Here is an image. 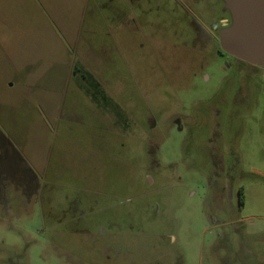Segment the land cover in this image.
Returning a JSON list of instances; mask_svg holds the SVG:
<instances>
[{"label":"rangeland","instance_id":"1","mask_svg":"<svg viewBox=\"0 0 264 264\" xmlns=\"http://www.w3.org/2000/svg\"><path fill=\"white\" fill-rule=\"evenodd\" d=\"M42 2L0 0V264H264V69L219 54L224 1Z\"/></svg>","mask_w":264,"mask_h":264},{"label":"water","instance_id":"2","mask_svg":"<svg viewBox=\"0 0 264 264\" xmlns=\"http://www.w3.org/2000/svg\"><path fill=\"white\" fill-rule=\"evenodd\" d=\"M232 24L220 35L227 54L264 69V0H222Z\"/></svg>","mask_w":264,"mask_h":264},{"label":"crops","instance_id":"3","mask_svg":"<svg viewBox=\"0 0 264 264\" xmlns=\"http://www.w3.org/2000/svg\"><path fill=\"white\" fill-rule=\"evenodd\" d=\"M43 0H30V2L31 3H34V4H36V5H43V3L44 2H42ZM43 16H44V13H43ZM44 18H42V20H43ZM44 22V21H43ZM44 26V25H43ZM45 31V30H44ZM44 31L42 32L43 34H44ZM36 47H37V45H33V46H31V45H29L28 46V49H27V53H29L30 54V56L32 55V60H33V58H34V56L35 55H33L35 52H36ZM61 50V48L59 47L58 48V51H60ZM60 55V54H59ZM29 56V57H30ZM61 56V55H60ZM65 60H66V62L67 63H69L68 65H67V68H68V73L70 74V76H71V74L72 75H75V76H78V74L80 73V69H79V67H78V65L77 64H74L73 65V61L71 60L70 61V58L69 57H67V55H66V57H65ZM27 60H21L19 63H18V65L17 66H19L20 68H18V69H24L25 67H26V65H25V63H27L26 62ZM70 63H71V65H70ZM69 65H70V67H69ZM71 66H73V70L71 71L70 70V68H71ZM17 72V71H16ZM68 74V75H69ZM19 75L22 77V75L19 73ZM29 77L30 78H36V77H39L37 74H33V75H29ZM13 79H15V76H13ZM14 82H8V83H10L9 85H7L8 87H14L16 84H25V82L23 83V82H20V81H17V80H13ZM26 84H28V82L26 83ZM10 137V136H9ZM4 138H6L5 137V135H4ZM6 140H8L7 138H6ZM0 174H2V175H6V174H10V173H7L6 171H4L3 169H0ZM30 178V176H28L27 178H26V180H28Z\"/></svg>","mask_w":264,"mask_h":264},{"label":"flooded vegetation","instance_id":"4","mask_svg":"<svg viewBox=\"0 0 264 264\" xmlns=\"http://www.w3.org/2000/svg\"><path fill=\"white\" fill-rule=\"evenodd\" d=\"M194 2H196V0H194ZM225 10H226V12H229V10H227V8H226V5H225ZM233 21V20H232ZM232 21H228V20H222L220 23H215V25H213V29H214V31L216 32L217 31V35H214L213 36V40L215 41V42H218V44L220 45V48H221V50L219 51V54L220 55H225V54H227L226 52H224L223 51V49H222V47H221V42H220V35H221V31L223 30V29H225V28H227V27H229L231 24H232ZM228 56H231V55H229V54H227ZM232 58H234L235 60H236V62L237 61H239V62H241L242 64H247V63H245V62H243V61H240L239 59H237V58H235V57H233V56H231ZM250 65V64H249ZM253 66V65H252ZM254 67H257V66H254ZM228 69H230V66H228Z\"/></svg>","mask_w":264,"mask_h":264},{"label":"trees","instance_id":"5","mask_svg":"<svg viewBox=\"0 0 264 264\" xmlns=\"http://www.w3.org/2000/svg\"><path fill=\"white\" fill-rule=\"evenodd\" d=\"M239 205L243 206L244 205V189L241 188L239 191Z\"/></svg>","mask_w":264,"mask_h":264}]
</instances>
